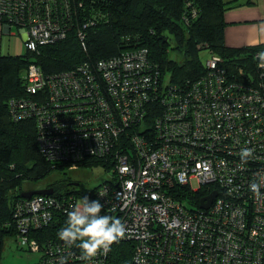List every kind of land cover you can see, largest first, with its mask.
I'll return each instance as SVG.
<instances>
[{
  "label": "built area",
  "instance_id": "built-area-1",
  "mask_svg": "<svg viewBox=\"0 0 264 264\" xmlns=\"http://www.w3.org/2000/svg\"><path fill=\"white\" fill-rule=\"evenodd\" d=\"M67 5L68 0H0V23L26 30V49L35 52L65 37L69 27L58 17ZM124 55L53 75L32 64L26 82L36 100H11V113L36 121L49 161L78 163L121 151L120 185L114 191L106 187L100 203L126 226L119 241L134 243L137 264H264V92L212 56L206 75L177 94L183 88L151 85L138 54ZM257 62L264 76V63ZM146 104L161 111L150 113ZM244 147L254 149L247 163L239 155ZM155 173L159 180L143 181ZM254 182L262 184L259 196L249 187ZM204 186L202 198H191L198 207L179 199L188 196L181 194L184 189ZM214 192L202 208L201 200ZM32 198L31 206L39 203L34 211L26 206ZM72 198H29L21 230L25 222L34 229L47 225L64 204L73 208ZM111 246L85 259L81 249L61 240L54 242V252L48 247L44 264H106Z\"/></svg>",
  "mask_w": 264,
  "mask_h": 264
},
{
  "label": "trees",
  "instance_id": "trees-1",
  "mask_svg": "<svg viewBox=\"0 0 264 264\" xmlns=\"http://www.w3.org/2000/svg\"><path fill=\"white\" fill-rule=\"evenodd\" d=\"M236 1L68 0L58 17L62 26L69 27L65 37L41 46L35 52L26 50L19 56H0V262L4 258L5 241L12 237L21 249L40 253L38 260L31 264H44L48 259V247L49 252H54V242L60 241L57 233L66 226L67 213L72 209L69 203L57 210L47 225L34 229L35 226L25 222L26 231L20 228L25 217L22 210L29 199L23 194L39 190L38 183L49 179L52 172L65 171L75 164L102 166L114 174L105 185L109 184L111 189L120 185L117 154L121 151L115 149L103 157H91L78 163L49 161L42 150L36 121L17 120L13 116L11 100H36L27 91L29 67L35 64L45 75H53L71 71L80 64L96 66L101 61L121 58L125 53L138 54L140 60L137 61L145 64L142 70L151 77V85L158 81V85L168 90L170 87L183 88L177 93L183 94L187 84L192 88L206 75L207 61L201 60L200 52L207 50L210 58L225 59L242 81L248 79L249 84L264 92L263 72L257 69V55L264 56V44L229 47L225 43V14L239 6ZM84 22L88 26H83ZM171 52L179 53L182 60L172 58ZM145 53L151 60H146ZM167 94L168 91L164 96ZM37 105L45 103L37 102ZM145 109L150 113L161 111L159 106L148 107L147 104ZM17 113H21L20 109ZM128 146L132 151L136 150L132 142ZM76 184L66 178L53 182L49 179L44 188L52 189L51 195L60 200L72 196L75 206L79 198L94 200L102 187L84 192L77 190ZM181 194L189 196L180 197L182 203L191 208L198 207V203L191 200L196 197L193 192L184 189ZM32 241L37 243L38 250L33 248ZM133 247L134 243L129 241L113 243L106 264H137L134 259L137 250ZM179 261L187 264V261Z\"/></svg>",
  "mask_w": 264,
  "mask_h": 264
},
{
  "label": "clouds",
  "instance_id": "clouds-1",
  "mask_svg": "<svg viewBox=\"0 0 264 264\" xmlns=\"http://www.w3.org/2000/svg\"><path fill=\"white\" fill-rule=\"evenodd\" d=\"M254 149L244 147L240 150L242 163H247L253 156ZM260 183H251V191L261 195ZM104 205L99 200L83 197L82 201L73 206L67 213L66 226L57 235L67 246H76L82 251L85 259H91L97 252H107L110 246L122 239L126 234V226L118 219L103 215Z\"/></svg>",
  "mask_w": 264,
  "mask_h": 264
},
{
  "label": "rangeland",
  "instance_id": "rangeland-1",
  "mask_svg": "<svg viewBox=\"0 0 264 264\" xmlns=\"http://www.w3.org/2000/svg\"><path fill=\"white\" fill-rule=\"evenodd\" d=\"M40 24L45 25L44 23H41V22ZM83 26H88V25H86V23L84 22ZM11 31H12V34H14L16 37L18 38L21 37L20 33L18 32L16 28H12ZM16 37L12 36V40L10 42L12 47H15L17 45L18 41ZM171 41H172V45H174L173 39H171ZM21 49L23 51L21 55H23L27 50L25 43L24 44L21 43ZM171 57L179 61L182 60V56L177 52H171ZM200 58L205 63L208 59H210V54L207 52V50H202L200 52ZM113 176L114 174L112 171L110 172L105 171V169L102 166L88 167V166H82V165L75 164V165L68 166L65 171L52 172L51 175L49 176L50 177L49 179H50V182H53L55 180H62L64 178L70 179L72 183H77L76 185H74L77 190L84 191V192L87 190H92L96 187L102 186L97 191L95 195V199H94V200L100 201L102 198H104V195H101L102 191L106 187L111 188L109 184L105 185V182L111 180ZM159 176H160L159 173H155L154 175H151V176H144L143 181L148 180V181L154 182V181L159 180ZM192 178L194 179L196 178V176L194 175L192 176ZM49 179H47L44 182L38 183L37 189L39 190L45 189L44 185L49 181ZM115 189H111V190L114 191ZM34 200L35 198H32L31 200L26 202V206L27 205L28 207L31 206ZM81 201L82 199L79 198L77 201V204H79ZM34 207H39V203L36 202L35 206H31L29 210L34 211ZM40 208L43 210L46 208V205L41 203ZM101 214L109 215V213H107L105 210H102ZM133 249H135V247H133ZM39 255L40 253L28 251V249H25V250L21 249L16 241V238L12 237L5 241L4 258L0 262V264H31L38 260Z\"/></svg>",
  "mask_w": 264,
  "mask_h": 264
},
{
  "label": "crops",
  "instance_id": "crops-1",
  "mask_svg": "<svg viewBox=\"0 0 264 264\" xmlns=\"http://www.w3.org/2000/svg\"><path fill=\"white\" fill-rule=\"evenodd\" d=\"M229 1V0H227ZM238 2V3H237ZM239 6L229 9L225 14V43L229 47L264 44V0H238ZM16 28L21 37L12 34ZM27 31L13 26L10 30L0 23V56H19L21 43H25ZM12 36L17 45L12 47Z\"/></svg>",
  "mask_w": 264,
  "mask_h": 264
},
{
  "label": "water",
  "instance_id": "water-1",
  "mask_svg": "<svg viewBox=\"0 0 264 264\" xmlns=\"http://www.w3.org/2000/svg\"><path fill=\"white\" fill-rule=\"evenodd\" d=\"M8 30H10V27H7ZM259 62L264 63V56H261L258 58ZM51 195L53 194V190L52 189H42V190H35V191H31V192H27L24 193L23 196L26 198H31L33 195ZM216 193L214 192L213 195L202 199L201 200V207L207 209L209 207V205L211 204L212 200L214 199Z\"/></svg>",
  "mask_w": 264,
  "mask_h": 264
},
{
  "label": "bare ground",
  "instance_id": "bare-ground-1",
  "mask_svg": "<svg viewBox=\"0 0 264 264\" xmlns=\"http://www.w3.org/2000/svg\"><path fill=\"white\" fill-rule=\"evenodd\" d=\"M146 60H151L149 58V55L146 57ZM205 67L207 68V70H210L211 69L210 66H205ZM257 69H260V66H259V63L258 62H257ZM206 190H207V187L204 186V187L199 188L198 190L193 191V193L196 196V198H199V196H203L206 193Z\"/></svg>",
  "mask_w": 264,
  "mask_h": 264
}]
</instances>
